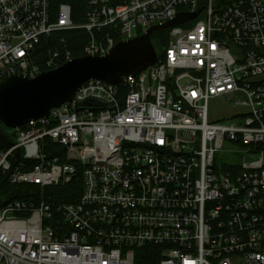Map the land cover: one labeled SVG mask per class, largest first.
<instances>
[{
    "label": "built area",
    "instance_id": "1",
    "mask_svg": "<svg viewBox=\"0 0 264 264\" xmlns=\"http://www.w3.org/2000/svg\"><path fill=\"white\" fill-rule=\"evenodd\" d=\"M198 9L167 27L155 64L118 84L88 79L47 117L5 126L0 174L39 190L0 207V264H264V0H88L84 51ZM74 26L66 3L52 19L49 0H0V79L69 60L54 52L43 66L33 51ZM212 99L230 114L212 117ZM77 171L76 201L44 195Z\"/></svg>",
    "mask_w": 264,
    "mask_h": 264
},
{
    "label": "water",
    "instance_id": "2",
    "mask_svg": "<svg viewBox=\"0 0 264 264\" xmlns=\"http://www.w3.org/2000/svg\"><path fill=\"white\" fill-rule=\"evenodd\" d=\"M200 10L179 11L172 19L150 26L134 38L117 41L104 55L72 57L34 77L20 73L2 77L0 122L6 127L15 128L29 120L47 117L52 108L71 100L81 84L88 79L118 84L123 76L143 71L155 64L158 58L151 42L153 30L183 23L194 18ZM10 145L11 139L0 129V149ZM18 155L17 150L12 163Z\"/></svg>",
    "mask_w": 264,
    "mask_h": 264
},
{
    "label": "trees",
    "instance_id": "3",
    "mask_svg": "<svg viewBox=\"0 0 264 264\" xmlns=\"http://www.w3.org/2000/svg\"><path fill=\"white\" fill-rule=\"evenodd\" d=\"M61 3H66L70 6V18L74 24L85 22L87 0H49V11L52 19L56 17L58 7ZM198 6L202 7V2ZM168 31V28H159L151 34V42L159 58L161 57V49L166 44ZM106 32H108V28L105 27L101 31L96 32L95 37L99 39ZM111 35L115 37L116 41L118 40L116 33H112ZM89 40L90 34L84 28L54 31L35 46L33 60L36 63L42 64L54 52H58L60 58L64 57L65 52H69L71 58L82 56L85 54L84 47ZM0 129L4 132L5 126L1 122ZM44 144V152L47 155H56L60 161L66 160L63 146L51 141L47 137L44 138ZM81 182L80 172L77 171L67 183L45 186L44 195L54 202H74L80 194ZM38 190V184H10L5 179V175L0 174V207L13 199L35 201ZM143 258L144 261L154 262L157 255L154 251H150Z\"/></svg>",
    "mask_w": 264,
    "mask_h": 264
},
{
    "label": "rangeland",
    "instance_id": "4",
    "mask_svg": "<svg viewBox=\"0 0 264 264\" xmlns=\"http://www.w3.org/2000/svg\"><path fill=\"white\" fill-rule=\"evenodd\" d=\"M87 11H88V0H87ZM86 11V12H87ZM85 23V22H83ZM81 23V24H83ZM81 24H75L74 27L72 28H81L80 25ZM69 28V29H72ZM85 29V28H84ZM159 29V28H158ZM60 30H64V29H60ZM156 30V29H155ZM57 31V30H56ZM87 31V30H86ZM154 31V30H153ZM54 32V31H53ZM88 32V31H87ZM89 33V32H88ZM90 34V33H89ZM47 36H45L44 38H46ZM43 38V39H44ZM43 66H45V64L42 63ZM60 65V64H59ZM54 68V67H53ZM52 69V68H50ZM210 115L212 117H220V116H226L228 114H230V112L232 111L230 106H227L221 99H212L210 101Z\"/></svg>",
    "mask_w": 264,
    "mask_h": 264
}]
</instances>
